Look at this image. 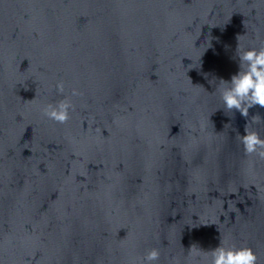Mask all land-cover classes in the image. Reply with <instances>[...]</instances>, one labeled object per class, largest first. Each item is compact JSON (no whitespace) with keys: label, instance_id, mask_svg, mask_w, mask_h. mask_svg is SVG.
Segmentation results:
<instances>
[{"label":"water","instance_id":"95a60500","mask_svg":"<svg viewBox=\"0 0 264 264\" xmlns=\"http://www.w3.org/2000/svg\"><path fill=\"white\" fill-rule=\"evenodd\" d=\"M238 35L264 45V0H0V264H204L221 240L264 264V159L236 134L264 138V108L217 90Z\"/></svg>","mask_w":264,"mask_h":264},{"label":"clouds","instance_id":"9594fccd","mask_svg":"<svg viewBox=\"0 0 264 264\" xmlns=\"http://www.w3.org/2000/svg\"><path fill=\"white\" fill-rule=\"evenodd\" d=\"M235 56L238 58V70L231 75L230 80H219L218 92L224 111L239 112L247 118L249 109L255 106L264 108V45L259 47H246L239 42ZM57 89L62 91L63 85L58 84ZM76 93L73 92V95ZM72 105L68 100L59 101L55 106L49 104L43 108V115L50 120L64 123L69 119V110ZM260 117L253 116L251 123L259 122ZM245 155H255L264 159V138L251 130L248 121L244 125V133H236ZM196 256L205 258L204 264H257V256L247 246H236L221 240L215 248L204 251L194 249ZM159 250L152 248L146 252L141 264H155L159 259Z\"/></svg>","mask_w":264,"mask_h":264}]
</instances>
